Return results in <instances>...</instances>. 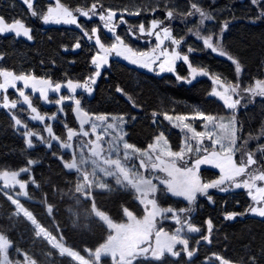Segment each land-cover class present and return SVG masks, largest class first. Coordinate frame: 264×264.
Instances as JSON below:
<instances>
[{
	"label": "trees",
	"instance_id": "1",
	"mask_svg": "<svg viewBox=\"0 0 264 264\" xmlns=\"http://www.w3.org/2000/svg\"><path fill=\"white\" fill-rule=\"evenodd\" d=\"M60 3L73 12L81 26L88 23L85 28L88 30L93 28L92 22L78 17L76 9L88 10L93 4L102 11L122 12L133 23L148 24L154 19L163 21L172 26L174 37L183 41L184 54L189 55L192 66L204 68L210 76H219L224 82L239 83L244 87L254 84L256 79L264 80V18L257 19L259 9L251 0H60ZM192 3L214 17L208 21L202 35L219 33L222 26L228 24L220 41L225 56L204 48L203 41L188 31L192 27L186 13L192 11ZM54 5L55 0H33V9L30 10L22 0H0V17L9 23L21 20L31 29L33 37L28 40L13 34H0V68L19 74H34L55 82H67L69 79L84 82L93 73L91 59L94 48L82 37L79 28L42 22L40 14ZM259 7L264 8V0ZM33 10L37 16L30 14ZM169 10L174 12L171 20L167 18ZM136 11L140 14H128ZM192 23L196 24V20ZM76 42L81 44L79 49H74ZM188 48L195 51L188 53ZM228 55L239 61L241 73H236ZM176 73L182 78L188 77V64L178 62ZM117 88L123 91L117 92ZM212 89L213 80L208 76H197L191 83H185L173 74H150L114 60L104 70L94 95L85 102V106L92 114L124 117L128 142L147 149L160 133L166 135L173 145L180 140L179 131L164 119V113L188 115L199 108L205 113L211 112L216 106L211 96ZM242 108L236 117L240 149L245 152L246 145L247 151L254 153L257 160L255 167L262 170L264 153L258 148L264 146L261 143L264 140L256 142V139L248 140V137L262 136L264 98ZM47 111L52 112V109ZM154 112L157 113L155 117ZM12 117L8 110L0 108V172L24 167H30V172L21 176L27 184L26 195L19 196L17 191L0 181V236L11 243L8 253L0 248V264H80L73 258L79 254L85 256L86 252L99 250L105 245L110 226L97 217L93 219L89 234L80 235L71 226L68 195L74 192L79 182L76 173L69 171L59 156L46 146L28 148L26 138L18 132ZM239 157L236 159L240 164ZM29 160L36 161V164L28 165ZM199 175L201 180L209 182L220 177L218 171L208 168L201 169ZM243 177L246 179L247 175ZM208 195L212 197L211 201L201 195L190 206L170 194L157 196L161 208L193 209L186 217L192 225L200 228V232L190 238L188 250L194 253L190 259L182 246H178L179 257L165 254L159 261L138 259L134 264H221L216 257H222L230 264H251L253 258L255 264H264V217L247 211L254 205L248 190L233 188L221 192L216 188L210 189ZM83 204L91 213L99 210L106 220L116 224L137 220L146 214L131 190L94 193V198L83 201ZM233 212L243 215L226 220L225 215ZM209 219L213 223L211 243L202 239L208 235L206 221ZM38 231L45 236L50 233L52 240L55 239L66 254H60ZM106 262L101 264H109Z\"/></svg>",
	"mask_w": 264,
	"mask_h": 264
},
{
	"label": "snow or ice",
	"instance_id": "2",
	"mask_svg": "<svg viewBox=\"0 0 264 264\" xmlns=\"http://www.w3.org/2000/svg\"><path fill=\"white\" fill-rule=\"evenodd\" d=\"M22 2L27 6L28 9H33V0H22ZM262 0H251L253 5H256L259 9L257 19L264 18V8H260ZM192 11L186 13L187 16L199 15V26L195 30V35L197 39L203 41V46L206 49H210L213 53H218L221 56H225L226 52L222 49L220 41L222 39L223 31L228 27L225 23L219 33H208L207 35L201 34L200 26L205 24V21H211L214 17L205 12L196 3L190 5ZM96 4L91 6V9H76V11L89 19L92 18L95 12ZM32 16H37L36 11H31ZM129 15H139L140 12H129ZM116 16V12L109 10L107 15L101 14L100 20L104 21V27L110 33L114 34V41L109 46H106L101 42L98 35H89L88 32H84V36L88 40L93 41L94 45L99 47V51L91 59V64L94 66V72L90 75L83 83L69 79L66 84L54 83L51 79L38 78L34 74H16L12 71L0 68V93H7L9 88H12L18 92L19 100L8 101L6 95H0V107L6 109H17L18 103L20 104V110L30 109L31 116L30 119L33 121H39L43 123L46 119L55 120L56 116L46 117L42 115L36 107L33 106L32 99L28 94H26L25 89L31 88L33 92H38L40 98L46 103H55L60 105V112H63V105L66 101L74 102V112L77 119L79 120L80 133L87 137L89 132L84 130L85 124L90 123L91 132H97L96 121H107L109 119L106 115L95 116L94 118L89 115L87 111H84L81 107V99L75 96L77 89H82L86 94H91L94 91V85L97 79L101 76V70L108 65L109 56L115 54L117 57H123L125 60H129L132 64H139L141 67L149 69L150 71L155 67H158L159 73L169 72L175 73V64L177 61H183L188 64L190 69V77H180L176 76L177 80H184L187 83H191L197 76H209V72L204 68H197L192 66L189 55L182 53L179 48L183 43L181 39H176L172 36L171 29L169 27L161 28L164 23L160 20H153L148 29L145 28L144 24L138 26V32L140 34H146L148 36H155L157 44L148 52L135 51L132 47L125 44L124 40L119 36L115 35L116 25L113 23V18ZM174 16V12L169 10L167 12V18L171 20ZM40 18L44 24H67L76 25L80 27L77 21V17L72 11L64 7L60 0H55V7H49L46 13L40 14ZM255 22V21H253ZM120 23H127L122 17ZM160 29V31H157ZM131 32L132 30L129 29ZM189 32H193V29H189ZM98 29H92V33H97ZM0 34H13L15 37H25L28 40H32L31 29L25 25L21 20L15 19L12 22H7L3 17H0ZM169 41L172 46H174L172 51L164 47L165 41ZM81 44L76 42L74 49H79ZM67 50V49H65ZM195 51L192 48H188L187 52L191 53ZM2 58V57H0ZM163 58V59H162ZM227 58L232 61L235 65V71L237 74L242 72V67L239 61L234 60L231 55ZM159 62V63H157ZM214 83L223 87V91L213 89L211 92L212 97L219 98L223 102V105L227 109L233 110V115L231 116L228 123L223 122L222 117H217L213 115H206L203 112H197L192 119H200L205 121L204 131H196L190 123L185 121L190 118L187 116H176L173 117L164 113V119L173 123L176 127H181L182 130L186 131V141L185 147L180 151H172L168 146V142L163 133H160L153 144L148 146L149 151H141L135 148L134 145L123 142L122 148L124 150L125 158H131L136 153L140 154V167L146 170L150 169L152 175L148 178L142 172H139L135 178H130L125 176L124 180L127 185L130 186L137 194V199L141 204L144 205L146 214L143 217L142 228L144 231L149 233L151 236L153 233L156 235V245L153 247L149 245L148 247L140 248L137 246L136 260H161L165 253H168L172 257H179L181 252L176 250L177 245L182 246V250L186 252L187 257L190 259L193 256V252L188 250V239L185 238V233H198L200 228L192 225L190 220L185 217L184 220L181 219L177 211L171 207L161 208L157 204V200L154 198V194L158 190H161L159 186L162 187V191L165 194H170L173 197H183L189 204H194L197 198V194L207 196L211 201L212 197L208 195L209 189L219 188L221 192H228L231 189H247L248 195L254 202V205L248 208V212L257 215L259 217H264V186H258L257 182H264V170L255 169L252 172H248V169L252 165L257 164V160L254 158V153L247 152L241 156L240 164L238 165L234 159L236 151H239L237 147L238 131L236 127L235 110L240 106L241 99H244L245 94H247V99L245 102V107L248 103H253L256 97L264 98V80L256 79L254 84H250L245 88L241 89L239 83L231 84L221 80L219 76L213 77ZM23 82V89H17V82ZM62 88H67L71 95H60L58 99L54 101H49V92L60 93ZM117 92H122L120 88L116 89ZM236 96L237 98H233ZM131 100V97L128 98ZM157 113H153L155 117ZM15 122V126H20L23 129L21 133L26 137V145L28 148H33L32 137H37L43 144L48 148L52 147V140L59 141L60 138L57 137L53 128L50 124L45 125V130L48 133L50 140H46L43 136L38 133L28 129V125L23 123L21 119L12 117ZM112 123H108L104 128V134L107 135L110 129H116L118 131L117 136H113L111 141H109L108 147L110 151L120 152V142L123 141L124 135L126 133L123 130V125L126 123L123 117H112ZM155 123V120L153 121ZM218 130V131H217ZM190 133V135H188ZM77 135V132L71 128L67 130V141H71L73 136ZM261 135H264V129L261 130ZM102 136L97 135L96 140H101ZM205 139L212 142L211 149L208 147H203ZM259 139V137L249 136L248 140ZM192 142L196 143V147L192 146ZM246 144L247 141H244ZM66 145L64 142L59 143V147L63 148ZM218 146V150H217ZM258 151L264 153V146L258 148ZM196 153V158L194 163L189 166L186 160V155L189 153ZM201 152L210 153L200 157ZM152 153H156L153 157ZM169 158V159H166ZM178 162L180 166H178ZM36 161L29 160L28 165H35ZM209 164L220 170V177L218 180L202 183L199 173V168L201 165ZM30 167H24L17 171H2L0 172V180L4 183L9 182L7 178L11 177L17 183H19L18 177L21 173H29ZM163 173V175H156V173ZM247 178L243 181H237V177L245 176ZM158 181L154 183L153 181ZM119 182V181H118ZM192 208H183L179 210V213H190ZM166 214H172V218L175 220L177 225H180L173 234L157 229L156 219L157 217H165ZM237 215H243L238 213H227L225 215L226 220H234ZM208 235L202 237V239L208 243H211V233L213 230V223L211 219L206 221ZM146 243V242H145ZM217 260L221 261V264H230L229 261L222 257H216ZM120 264H125L124 260L120 261ZM134 264V262H133ZM251 264H255V259L253 258Z\"/></svg>",
	"mask_w": 264,
	"mask_h": 264
},
{
	"label": "rangeland",
	"instance_id": "3",
	"mask_svg": "<svg viewBox=\"0 0 264 264\" xmlns=\"http://www.w3.org/2000/svg\"><path fill=\"white\" fill-rule=\"evenodd\" d=\"M55 7V5L53 6ZM109 10L102 11L98 8L95 9L96 14L92 16L91 19L88 17L78 15V17H82L85 22H92L93 28L92 29H98L97 33H92V29L88 30L85 29L86 26H88V23H86L84 26L80 25L79 30L82 32V37L90 44L93 45L94 48V55L97 51H99V47L97 45H94L93 41L88 40L86 36H84V32H88L89 35H98L101 42L104 43L106 46H109L114 41V34L110 33L107 28L104 27V21L100 20V15L104 14L107 15ZM115 12V11H114ZM121 17L127 22V23H120ZM190 19L188 20L189 25L193 29V35L196 36L195 30L199 26V15L190 16ZM194 20H196V24L192 23ZM78 21V20H77ZM152 22V21H151ZM151 22L146 24L144 22H137L133 23L130 22L126 15L122 12H116V16L113 18V23L116 25L115 28V35H119L125 42V44L129 45L133 48L135 51H141V52H148L153 47L156 46L158 43L155 39V36H148L146 34H140L138 32V26L140 24H144L145 28L148 29L151 25ZM208 23V20L205 21V24L203 26H200L201 28V34L204 30H206V24ZM66 26H75L76 25H67ZM163 27H169L171 29L172 36V26H168L166 23H163L161 25V28ZM129 29L132 31L130 32ZM157 31H160V29H157ZM175 38V37H174ZM164 47L168 48L169 51H172L174 46L170 44L169 41H165ZM179 50L184 53V44L180 45ZM93 55V56H94ZM163 59V58H162ZM119 60L123 61L126 64L135 67L139 70L145 71L150 74L155 75H166V74H173L177 76L176 73V65L175 64V73H169V72H163L159 73L158 67L154 66L153 70H149L146 68L141 67L139 64H132L129 60H125L123 57H117L115 54H112L109 56V63L101 70V76L106 68H109L112 61ZM159 63V62H157ZM94 67V66H93ZM95 70V69H94ZM13 72V71H12ZM94 72V71H93ZM15 73V72H14ZM19 75V73H16ZM20 74H26V73H20ZM93 74V73H92ZM91 74V75H92ZM101 76L97 79L96 84L94 85V91L89 95L86 94L82 89H77V92L75 93V96L77 98L81 99V107L84 111H87L91 117L99 116V115H106V114H92L90 113L86 106L85 102L92 98L94 95L95 89L97 87V84L101 78ZM37 77V76H36ZM89 77V76H88ZM87 77V78H88ZM190 77V75L188 76ZM210 79L213 80L212 76H208ZM40 78V77H38ZM47 79V78H46ZM2 81V78L0 79ZM184 81V80H179ZM194 81V80H193ZM54 83H62L66 84V82H55ZM76 82V81H74ZM80 82V81H79ZM83 83V82H81ZM187 83V82H185ZM241 89L245 88L243 85L240 84ZM17 89H23V82L18 81L17 82ZM213 89H217L219 91H223V87L217 85L214 83L213 80ZM212 89V90H213ZM26 94L30 96L32 99L33 106L37 108V110L46 117H51L52 115L56 116L55 120L46 119L43 123L39 121H33L30 119L31 112L30 109H27V106H24L25 110H20V104L18 103L17 109H6L8 110L12 116H15L16 118L21 119L23 123H26L28 125V129L38 133L40 136H43L46 140H50L51 138L48 136V133L45 130V125L50 124L53 128L54 134L60 138L59 141L52 140V147L48 148L45 144H43L40 140L37 139V137H32L34 146L37 145H43L46 146L51 151H54L59 158L62 160V162L65 164L66 168L69 171H72L76 173L77 178L79 179L78 184L74 187V192L70 193L68 195V199L70 200V205L68 206V221L71 224V226L80 234H89L92 229L93 219L96 217L101 220L104 224H107L110 226V235L107 243L103 245L99 250L94 251H88L85 253V256H81L80 254L76 256L77 258H73L74 261H77L80 264H101L105 260L106 263L109 264H120L121 260H124L125 264H132L133 262H136V255H137V246H139L141 249L144 247H148L149 245L155 246L156 245V235L153 233L151 236H149V233L147 231H144L142 228L143 223V217L137 218L134 220H127L124 223L116 224L111 222L110 220H106V217L102 214L101 211L95 210V214L87 209L83 201H86L88 199L94 198V193L98 192H113L119 189L126 190V191H134L130 186L127 185V182L124 180V177L127 175L130 178H135V176L142 172L146 178L150 177L152 175V172L150 169L146 170L144 168L140 167V154L136 153L131 158H125L124 156V150L122 148L123 142H128L127 140V121L123 125V130L126 133L123 137V141L120 142V152L117 151H110L108 147V142L111 141L113 136L118 135V131L116 129H110L108 134H104V128L108 123H112V117L114 115H106L109 117L107 121H96L98 127L97 132L92 133L90 123L85 124L84 130L89 132V136L84 137L80 133V125L79 120L76 117V114L74 112V102L73 101H66L63 105V112H60V105H56L55 103H46L40 98V94L38 92H33L31 88L25 89ZM0 95H6L7 100L10 102L12 100H19L21 98L18 97V92L12 88H9L7 90V93H0ZM60 95H71L69 90L67 88H62L60 93H53L49 92V101H54L58 99ZM234 99L237 98L236 96L233 97ZM247 99V94H245L244 99H241V104L238 106V108L235 110V118L237 117V113H240L241 110H243V106L245 105ZM263 99L261 97H256L254 101ZM213 103L216 105L213 110L209 113H205L204 110L199 108V110H194L192 114L188 115H172L173 117L176 116H187L190 119L185 121L186 123H190L192 127L196 131H204L205 127L204 124L205 121H202L200 119H192L193 116L197 112H203L206 115H213L217 117H222L224 123H228L231 116L233 115V110H229L226 108V106L223 105V102L219 100V98L214 97ZM0 103H3V101H0ZM250 104V103H248ZM247 104V105H248ZM42 106V107H41ZM3 108V107H0ZM47 109H52V112L47 111ZM115 117H121V116H115ZM169 122V121H168ZM172 128L176 129L180 133V140L177 141L176 144L173 145V143L169 140V138L164 135L167 139L168 146L172 151H180L182 148L185 147V141H186V131L182 130L181 127H176L173 125V123H170ZM20 126H16L18 129ZM236 127L238 128L237 118H236ZM58 128V130H57ZM68 128H71L77 132V135L73 136L71 141H67V130ZM218 131V130H217ZM20 134L23 132V129L20 128L18 131ZM22 135V134H21ZM100 135L102 136L101 140H96V136ZM190 135V133H188ZM238 135V133H237ZM259 139H256V142L264 140V136H258ZM26 138V137H25ZM238 135L237 140V147L239 148V151H236L234 155V159L236 163L239 165L237 157L241 158V156L245 153H247L248 147H246L245 152L241 151L240 149V139ZM156 139V138H155ZM152 142V144L155 142ZM64 142L66 145L63 148L59 147V143ZM264 144V141L261 142ZM131 144V143H130ZM192 146L195 148L196 143L192 142ZM212 142L205 139L203 147H208L211 149ZM135 148L140 149L135 146ZM143 151H149V149H140ZM218 150V146H217ZM210 153H204L201 152L200 157L202 158L204 155H208ZM153 157L156 155V153H152ZM196 158V153H189L186 155V160L188 161L189 166H191L194 163V160ZM169 159V158H166ZM178 166H180V163L178 162ZM203 168L213 169L220 173V170L213 165L204 164L201 165L199 168V172ZM255 169H260V167H255V165H252L249 167L248 172H252ZM264 170V169H262ZM25 173H21L18 177L19 183L15 182L13 178L9 177L7 178L9 182L4 183L3 180H0L3 184H5L9 189L17 191V194L19 196L26 195V183L21 179V176ZM156 175H161V173L157 172ZM199 175V173H198ZM200 176V175H199ZM241 178V180H240ZM201 179V176H200ZM219 179V178H218ZM217 179V180H218ZM237 181H243L244 177H237ZM119 181V182H118ZM154 183L158 184V181H153ZM202 183H208L209 181L201 180ZM258 186H264V182H257ZM158 187L161 190H158L157 193L154 194V198L157 200V196H164L166 195L162 191L163 186ZM210 190V189H209ZM208 190V191H209ZM135 192V191H134ZM136 194V193H135ZM137 195V194H136ZM201 196V194H197V198ZM178 199V201L186 202L187 205L189 203L183 198V197H175ZM196 198V199H197ZM157 204L160 207V204ZM143 205V204H142ZM193 205V204H190ZM189 205V206H190ZM144 207V205H143ZM163 208V207H162ZM174 210L175 207H171ZM185 208V207H184ZM177 214L180 215L181 219L184 220L187 213H179V210H176ZM167 218L165 217H157L156 219V226L158 230H163L165 232H168L169 234H173L180 225H177L175 223V220L172 218V214H166ZM38 234L43 237L54 249H56L60 254H66V252L58 247L56 240H52L51 235L45 236L41 234L40 231H38ZM185 238L188 239V247H189V241L192 235L194 236V233H185ZM146 242V243H145ZM181 246L177 245L176 247ZM11 247V243L4 237L0 236V248L3 250V252L8 253L9 249ZM168 254V253H165ZM79 258V259H78Z\"/></svg>",
	"mask_w": 264,
	"mask_h": 264
}]
</instances>
